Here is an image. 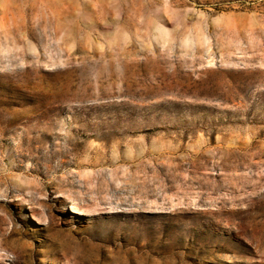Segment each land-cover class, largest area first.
I'll return each mask as SVG.
<instances>
[{
    "label": "rangeland",
    "instance_id": "374dc122",
    "mask_svg": "<svg viewBox=\"0 0 264 264\" xmlns=\"http://www.w3.org/2000/svg\"><path fill=\"white\" fill-rule=\"evenodd\" d=\"M0 264H264V0H0Z\"/></svg>",
    "mask_w": 264,
    "mask_h": 264
},
{
    "label": "bare ground",
    "instance_id": "6f19581e",
    "mask_svg": "<svg viewBox=\"0 0 264 264\" xmlns=\"http://www.w3.org/2000/svg\"><path fill=\"white\" fill-rule=\"evenodd\" d=\"M73 207H74L73 209L77 208V207H75V206H73Z\"/></svg>",
    "mask_w": 264,
    "mask_h": 264
}]
</instances>
